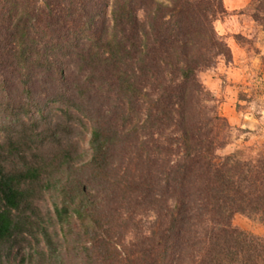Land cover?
Returning <instances> with one entry per match:
<instances>
[{
    "label": "trees",
    "instance_id": "trees-1",
    "mask_svg": "<svg viewBox=\"0 0 264 264\" xmlns=\"http://www.w3.org/2000/svg\"><path fill=\"white\" fill-rule=\"evenodd\" d=\"M245 9L264 26V0ZM225 13L222 0H0V264H264V237L232 225L264 224V148L217 154L230 126L199 79L231 59L214 29ZM116 190L137 203L127 217Z\"/></svg>",
    "mask_w": 264,
    "mask_h": 264
},
{
    "label": "rangeland",
    "instance_id": "rangeland-1",
    "mask_svg": "<svg viewBox=\"0 0 264 264\" xmlns=\"http://www.w3.org/2000/svg\"><path fill=\"white\" fill-rule=\"evenodd\" d=\"M223 6L225 8L224 3ZM245 8L234 12H229L225 8L226 13L214 22V29L219 36L224 38L227 45L228 42H231V39H234L237 45L245 48V50L247 49L249 53L243 58L242 63H238L236 66H243V69L245 70L244 76H242L241 70H238L237 78L239 80L231 81V83L228 84L229 86L225 87L224 95L229 98L228 106L230 109H235L236 113L239 115L246 108H249L251 112H254V115H256L258 112H264V26L254 22L250 17V13ZM231 22H233L232 25ZM234 33L236 35H234ZM222 62H226L224 58H220L214 68L199 73L201 84L203 85L205 91L213 97L215 104L217 105L218 114L221 117L223 116L220 114L219 107L220 104L223 103L224 96L214 95L211 82L213 79H216L217 76H221L216 69L218 68V64ZM222 85L224 87L223 83ZM247 100L250 102L249 105L246 104ZM212 104V102H205V105L208 106H212ZM226 110H228V107ZM104 113V120L111 123L113 119L107 115L106 107H104ZM82 121L85 127L80 125L78 120L75 121V132L78 136L74 138V141L79 142L80 152H82L80 160L81 163H85L90 158L91 153L88 145L90 126L84 121V119H82ZM228 125L230 126V129L226 132L228 143L217 153L219 156H225L227 154L234 153L237 150H243L244 154H255L260 149L264 148V119L260 120L259 125H256L253 130L250 131L242 127H234L229 123ZM130 127L131 125L125 123L124 130ZM119 128L121 131L122 127L120 125ZM126 161L127 158L125 157L122 159L121 163L125 165L127 164ZM114 165L116 164L114 163ZM114 196L115 198L112 200L116 206H119L118 209L121 213V217H127L128 212L132 211L137 203L134 199L128 200L123 197L120 191L118 192L117 190L114 191ZM40 207L42 211L50 210L53 212V204L48 198L40 203ZM153 218V214L147 212L144 215L142 214V216H140V214H136L135 221L137 219H141L143 229L148 232V227ZM131 222H133V220ZM232 225L238 229L252 233L255 236L264 237V224L249 220L244 216L235 215L232 220ZM132 238L131 234H127L126 242L132 240ZM13 264L18 263L15 261Z\"/></svg>",
    "mask_w": 264,
    "mask_h": 264
},
{
    "label": "crops",
    "instance_id": "crops-1",
    "mask_svg": "<svg viewBox=\"0 0 264 264\" xmlns=\"http://www.w3.org/2000/svg\"><path fill=\"white\" fill-rule=\"evenodd\" d=\"M223 3L227 11L234 12L245 8L249 3V0H223ZM232 24L233 22H231V25ZM234 35L236 34L234 33ZM228 47L230 49L231 59L229 62H222L218 64V68L216 70L221 76H217L216 79L212 80V91L214 95L224 96L223 103L220 104L219 110L220 114L228 121V123L234 127H242L250 131L253 130L256 125H259L260 120L264 119V112L261 111L254 115V112H251L249 108H246L239 115L236 113L235 109L233 110L229 108V98L224 95L225 87H228V84L231 83V81L239 80L237 78L238 70H241L242 76H244L245 70L243 69V66H236L238 63H242L243 58L249 53L247 49L245 50V48L237 45L234 39H231V42H228ZM222 83L224 84V87ZM246 104L249 105L250 102L247 100ZM227 107L228 110H226Z\"/></svg>",
    "mask_w": 264,
    "mask_h": 264
}]
</instances>
